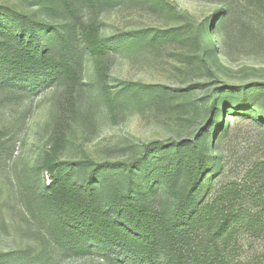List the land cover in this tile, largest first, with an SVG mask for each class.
I'll list each match as a JSON object with an SVG mask.
<instances>
[{
	"label": "rangeland",
	"instance_id": "1",
	"mask_svg": "<svg viewBox=\"0 0 264 264\" xmlns=\"http://www.w3.org/2000/svg\"><path fill=\"white\" fill-rule=\"evenodd\" d=\"M55 3L41 18L53 30L37 39H47L37 46H48L45 63L0 69V264H149L155 229L174 207L170 195L189 178L145 200L157 222L134 208L114 217L112 208L95 210L47 186L134 161L150 142L193 139L211 116V92L264 84V8L255 0L46 1ZM1 4L30 12L17 0ZM146 28L167 35L127 46L129 34ZM92 37L96 54L85 41ZM208 39L214 50L206 53ZM4 53L0 44V66ZM221 124L227 134L215 143V133L209 146L214 189L241 181L264 157V129L252 115L229 108ZM101 203H109L104 192ZM239 242L245 261H263L264 235L243 233Z\"/></svg>",
	"mask_w": 264,
	"mask_h": 264
},
{
	"label": "trees",
	"instance_id": "2",
	"mask_svg": "<svg viewBox=\"0 0 264 264\" xmlns=\"http://www.w3.org/2000/svg\"><path fill=\"white\" fill-rule=\"evenodd\" d=\"M17 1L24 8H29L30 12L19 11L16 5H0V44L5 52L0 69L6 68L10 73L45 63L49 51L46 56L44 52L48 46L41 50L37 46L46 44L47 39L41 42L37 39L42 30L48 36L53 28L41 18L47 14L45 9H57V3L47 7L46 1L49 0ZM255 1L264 8V0ZM32 5L35 7L33 10ZM222 20L223 17L218 19L217 30L222 28ZM166 35L163 30L153 32L149 28L139 29L127 36L132 40L127 46L138 45L147 37L155 39ZM85 41L94 54L100 50V45L94 43L96 38ZM213 47L214 44L208 39L205 52L213 51ZM37 50L40 51L39 56ZM210 97L211 116L193 139L170 144L150 142L134 161L91 167L85 179L74 175L71 178L70 173L63 175V178L58 175V179H54L47 189L66 200H74L79 195L82 202L90 204L95 210L103 209L106 212L112 208L114 217L125 214L127 208H134L141 213H151V222H157L156 213L145 207V200L165 190L171 193V184L175 182L180 187L185 181H181V178L185 176L190 179L189 183L181 191L171 193L174 207L170 204L167 223L155 229L157 233L150 242L153 249L146 255L147 262L254 264L241 257L239 238L243 233L252 237L264 235V157L249 164L241 181L214 189L211 177L217 172V162L216 157L210 155L209 146L215 133H218L215 143L227 134L228 128L222 126L221 117L224 110L229 108L242 115H252L255 122L264 129V84L254 82L224 86L211 92ZM262 145L264 148V135ZM50 168L53 170V165ZM102 192L109 203H101ZM120 205L121 210L117 207ZM155 247L162 253H156ZM261 259L263 261L257 259L256 264H264V255Z\"/></svg>",
	"mask_w": 264,
	"mask_h": 264
}]
</instances>
